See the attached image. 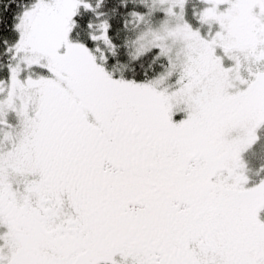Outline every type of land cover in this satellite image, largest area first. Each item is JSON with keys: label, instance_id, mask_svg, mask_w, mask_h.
<instances>
[{"label": "snow or ice", "instance_id": "snow-or-ice-1", "mask_svg": "<svg viewBox=\"0 0 264 264\" xmlns=\"http://www.w3.org/2000/svg\"><path fill=\"white\" fill-rule=\"evenodd\" d=\"M0 264H264V0H0Z\"/></svg>", "mask_w": 264, "mask_h": 264}]
</instances>
